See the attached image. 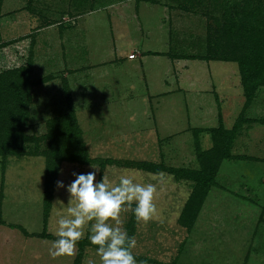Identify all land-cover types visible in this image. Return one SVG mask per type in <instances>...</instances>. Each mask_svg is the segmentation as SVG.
<instances>
[{
	"label": "rangeland",
	"instance_id": "374dc122",
	"mask_svg": "<svg viewBox=\"0 0 264 264\" xmlns=\"http://www.w3.org/2000/svg\"><path fill=\"white\" fill-rule=\"evenodd\" d=\"M74 1L2 0L0 3V43L10 41L0 48V71L23 64L31 53V76L38 80L31 90L26 133L32 137L41 136L46 132V122L66 110L67 87L84 145L94 160L88 164L61 163L45 229L51 234L50 238L38 235L44 231V157L9 156L6 167L2 169L0 165V264H74L76 261L78 264H100L96 246L88 239V227L82 238L85 244L78 242L73 255L55 259L49 255V248L57 238V220L66 214L70 195L67 186L76 179L74 173L94 171L92 164L100 168L97 181L106 169L112 181L128 174L137 182L156 185L154 202L158 219L138 229L131 211L121 214L122 227L128 232L130 224V236L136 237L134 255L138 262L264 264V124L258 121L264 118V84L258 87L248 103L238 63L230 58L232 54H228L227 60L197 57L195 61H183L188 64H179L178 74L198 79L176 82L172 76L167 87L169 92L151 99L142 93L139 85H136L134 95L130 85L138 81L126 76L121 78L124 80L122 88L115 87L116 82L104 91L101 86L102 95L95 94L88 79L75 77L72 80L66 63L62 64L59 52H55L59 23L70 21L73 13L88 9V5H74ZM133 1L88 0L87 3L91 4L89 9H95L99 19L104 17L106 9L113 11L120 7L126 11ZM164 1L173 15L182 17L181 27L176 26L178 32L173 27L171 30L172 52L175 49L182 54L198 56L206 53L207 34L222 28L225 10L236 9V2H239ZM253 1L258 4L262 0ZM261 13L259 18L264 28V7ZM130 22L119 21L122 24ZM123 29L128 38L134 34L129 27ZM128 38H125L126 42ZM178 38L185 45L175 47ZM232 45L231 42L227 53H232ZM153 64L154 76L167 66L163 58ZM127 65L122 66L127 68ZM157 81L153 85L154 92H163ZM197 83L209 94H198L194 89ZM184 87L193 91L186 93L182 91ZM159 97L161 99H157ZM234 123L239 126L229 150L232 157L221 161L216 184L207 194L191 227L183 226L179 218L192 183L177 178L167 171V167H198L195 135L200 149H205L211 146L208 128L221 124L231 129ZM199 126L203 131L196 134L193 127ZM40 146L45 147L46 141L40 142ZM30 147H34L33 144ZM138 161L150 162L156 169L136 167L134 162ZM58 181L63 183V188L58 187Z\"/></svg>",
	"mask_w": 264,
	"mask_h": 264
},
{
	"label": "trees",
	"instance_id": "16d2710c",
	"mask_svg": "<svg viewBox=\"0 0 264 264\" xmlns=\"http://www.w3.org/2000/svg\"><path fill=\"white\" fill-rule=\"evenodd\" d=\"M72 1L74 0H71V3ZM78 1H74V5L75 3L80 6L85 4L88 5V8L91 5L87 3L88 0ZM235 7L236 9L225 10L222 28L217 29L220 27L218 26L214 34H207L205 54L198 56L176 53V56L179 58L198 57L204 60L215 58L227 60L228 54H232L233 57L230 58L238 63L246 101L250 103L258 87L264 84V28L261 27L259 18V15H263L261 12L264 0L258 4H255L253 0H239ZM63 23L65 22L59 24L63 25ZM231 42L233 43L232 53H227ZM8 43L10 41L0 43V48ZM236 51L237 53H235ZM32 68V55L29 53L23 64L0 71V165L4 169L9 156L18 158L25 155H42L44 157L42 198L44 231L38 235L50 238L51 234L47 233L45 229L53 199L54 183L61 163L67 161L88 164L94 160L89 157L84 145L82 129L77 122L71 94L67 87L65 88L67 91L65 94L66 110L59 112L46 122V132L41 136L32 137L26 133L30 112L29 104L32 98L31 90L38 83V80L31 76ZM258 121L264 124V118ZM237 125L239 126L234 123L231 129L225 128L221 124L208 128L211 146L205 149H200L197 135H195L198 167H167V171L177 178H184L192 183L191 191L179 218L183 226L191 227L207 194L216 184V175L221 161L232 157L229 150L235 137ZM193 131L197 134L203 129L202 127L194 128ZM43 141H46L45 147L40 146V142ZM31 144L34 147H30ZM134 165L150 171L156 169L155 165L150 162L138 161L134 162ZM131 233L132 229L129 224V236ZM79 242L85 244V239H81ZM74 264H78V261Z\"/></svg>",
	"mask_w": 264,
	"mask_h": 264
},
{
	"label": "crops",
	"instance_id": "0c3cea01",
	"mask_svg": "<svg viewBox=\"0 0 264 264\" xmlns=\"http://www.w3.org/2000/svg\"><path fill=\"white\" fill-rule=\"evenodd\" d=\"M163 1L134 0V4L126 11H122L120 7L113 11L106 9L104 17L100 16L99 19L95 9L88 8L73 13L70 21L63 25L60 24L56 31L55 52H59L58 58L61 63H66V70L69 72V76L73 77L72 80H75V77L88 79V83L96 91L95 94L102 95L101 86H104L102 89L104 91L117 82L115 87L122 88L124 80L121 81V78L126 76L131 80L138 81L137 84L130 85L134 89V95H136L135 87L139 85L142 86V93L146 94L149 99L158 94L168 93L167 87L171 84L172 76L176 82L185 79V83L197 80V77L194 79L184 77V75L180 76L176 71L183 61H195L196 59L179 58L176 56L178 51L174 49L175 52H172L171 30L173 27V30L178 32L176 28L181 27L182 17L173 15L169 6ZM125 19L130 20V24L119 23ZM125 27L134 30V34H131L129 38L124 32L123 28ZM180 31L182 32V30ZM126 37L128 38L127 42ZM126 43L127 46H125ZM182 43L184 41L178 38L175 41V47L185 45ZM131 53L134 54L133 57H130ZM160 58L165 59L167 66L154 76L156 69L153 62ZM126 63L129 64L128 67L123 68L122 65ZM116 74L119 75L115 77ZM149 74H151L150 79L148 78ZM156 79L158 88L164 90L163 92H154L153 85L155 86ZM66 80L70 83L69 79ZM185 87H187L186 84ZM185 87L182 88V91L186 93L193 91L189 87ZM194 89L198 90V94H209L205 92L206 88L201 84L197 83ZM193 128H200V126Z\"/></svg>",
	"mask_w": 264,
	"mask_h": 264
},
{
	"label": "clouds",
	"instance_id": "9594fccd",
	"mask_svg": "<svg viewBox=\"0 0 264 264\" xmlns=\"http://www.w3.org/2000/svg\"><path fill=\"white\" fill-rule=\"evenodd\" d=\"M91 167L94 171L87 174L74 173L76 179L67 186L70 195L66 214L57 220V238L49 248V255L53 259L73 255L88 227V239L96 246L100 264H146L136 260L137 240L122 227L121 214L131 211L138 229L158 219L154 202L156 185L137 182L128 174L112 181L106 169L97 181L100 168L94 164ZM57 184L64 187L62 182Z\"/></svg>",
	"mask_w": 264,
	"mask_h": 264
},
{
	"label": "built area",
	"instance_id": "2783aa9c",
	"mask_svg": "<svg viewBox=\"0 0 264 264\" xmlns=\"http://www.w3.org/2000/svg\"><path fill=\"white\" fill-rule=\"evenodd\" d=\"M133 55H134V54L131 53V54H130V57H133Z\"/></svg>",
	"mask_w": 264,
	"mask_h": 264
}]
</instances>
